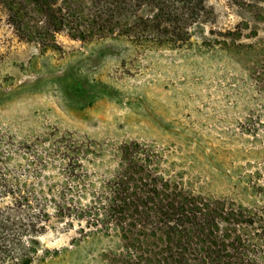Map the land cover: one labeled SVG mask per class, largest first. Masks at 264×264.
I'll list each match as a JSON object with an SVG mask.
<instances>
[{"label":"rangeland","instance_id":"obj_1","mask_svg":"<svg viewBox=\"0 0 264 264\" xmlns=\"http://www.w3.org/2000/svg\"><path fill=\"white\" fill-rule=\"evenodd\" d=\"M90 3L57 0L75 9L68 13L72 19ZM206 3L210 18L192 25L189 40L172 49L136 45L117 34L81 40L68 27L34 38L41 25L34 7L22 2L19 14L32 21L18 30L0 0L4 143L40 146L65 139L94 146L86 171L108 175L113 149L135 141L154 149L162 171L194 192L264 204V188L257 186L264 181V108L253 85L258 72L264 74V21L255 8L264 2ZM235 28L234 43L224 44ZM75 229L28 238L36 249L34 264H97L99 248L109 241L78 243Z\"/></svg>","mask_w":264,"mask_h":264},{"label":"trees","instance_id":"obj_2","mask_svg":"<svg viewBox=\"0 0 264 264\" xmlns=\"http://www.w3.org/2000/svg\"><path fill=\"white\" fill-rule=\"evenodd\" d=\"M4 1L18 30L32 21L19 14L22 2L34 7L41 24L34 38L68 27L81 40L117 34L136 45L172 49L213 12L206 0H90L72 19L75 9L57 0ZM255 8L264 21V6ZM238 28L227 31L224 44L234 43ZM258 73L253 85L264 108V74ZM63 140L13 145L0 136V264H34L28 238L75 225L78 243L109 241L99 248L97 264H264V204L194 192L162 171L154 149L135 141L113 149L110 174L91 175L86 161L94 146ZM42 168L58 173L42 176Z\"/></svg>","mask_w":264,"mask_h":264}]
</instances>
